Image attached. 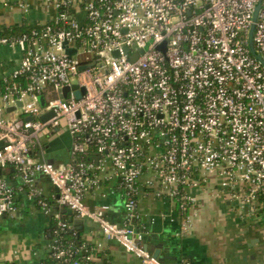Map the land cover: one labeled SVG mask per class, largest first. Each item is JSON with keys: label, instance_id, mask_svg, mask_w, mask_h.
Returning a JSON list of instances; mask_svg holds the SVG:
<instances>
[{"label": "built area", "instance_id": "built-area-1", "mask_svg": "<svg viewBox=\"0 0 264 264\" xmlns=\"http://www.w3.org/2000/svg\"><path fill=\"white\" fill-rule=\"evenodd\" d=\"M44 1L55 11L51 20L0 37L21 52L19 65L0 76L7 84L0 86V171L16 168L46 214L50 204L33 182L50 178L60 207L95 222L142 264H166L133 225L144 175L178 197L183 233L195 225L188 189L211 175L231 201L264 220V69L248 47L259 0ZM253 40L264 57V0ZM62 123L73 156L98 161L38 160L41 134ZM113 180L125 191L129 225L112 222L108 204H86L90 191ZM15 196L0 175V217L16 212ZM51 252L57 264H92L85 246L55 242Z\"/></svg>", "mask_w": 264, "mask_h": 264}, {"label": "crops", "instance_id": "crops-1", "mask_svg": "<svg viewBox=\"0 0 264 264\" xmlns=\"http://www.w3.org/2000/svg\"><path fill=\"white\" fill-rule=\"evenodd\" d=\"M54 15V9L44 0H0V31L24 25L40 26ZM20 60L18 49L0 45V76L11 73ZM3 115L13 116L7 110ZM73 143L62 123L56 130L41 134V145L33 154L48 163H68L73 161ZM98 160L97 157L95 161ZM1 176L15 189L17 210L0 217V263L41 264L51 252L54 237L63 232L61 224H66L81 244L90 248L92 264H142L118 243L105 239L92 220L78 217L70 209L54 207L52 202L57 203L58 193L44 175H36L33 185L49 202L52 209L49 214L35 199H30L31 188L25 185L16 168L4 170ZM148 179L154 181L152 186H146ZM155 180L152 174L140 179L137 200L141 218L133 223L149 252L154 255L161 250L159 259L166 264H264V220L231 201L221 189L218 177L211 175L188 189L194 199L190 212L195 215L190 233L181 231L183 214L178 197L171 196L170 190ZM85 201L92 209L110 205L109 219L122 226L129 225L125 191L119 181L104 182L100 189L90 191Z\"/></svg>", "mask_w": 264, "mask_h": 264}, {"label": "water", "instance_id": "water-1", "mask_svg": "<svg viewBox=\"0 0 264 264\" xmlns=\"http://www.w3.org/2000/svg\"><path fill=\"white\" fill-rule=\"evenodd\" d=\"M262 1L263 0H259V2L256 5L255 11H254L253 23H252V26H251L250 31H249L248 47L250 49V52H251L252 56L258 62H260V64L262 65V67L264 69V57L256 50V47H255V44H254V40H253L254 39L255 31H256V26H257V23H258V20H259L260 12H261V9H262ZM20 17L23 18L22 15H20ZM75 52H76L75 49L69 51L70 55L75 54ZM115 56H117V54H115ZM85 68H87V67H81V70H83ZM72 89H77V85H73ZM69 90H70V88H65L63 90L64 97L67 96V92ZM77 96H78V98H80L81 97V94L79 92H77ZM39 101H40V103H41L42 106L45 105V98H44V96H40ZM17 105L18 106H22V103L18 102ZM16 108L17 107L12 106V107H7L6 110H7V112L11 113V112L15 111ZM53 116H54L53 113L50 112V113H47V114L43 115L41 117V119H42V121L45 122V121L49 120L50 118H52ZM28 120H30V118ZM2 145H3V142H0V148L2 147ZM90 160H97V157H94L93 159L91 158ZM39 161L41 163H45L46 162L45 159L42 156H40ZM2 172L3 171H0V175H2ZM47 180L49 182H51L50 178H47ZM56 191H57V189H56ZM160 254H161V250H157V251H155L154 256L157 257V258H159L160 257ZM166 260L168 261L169 260V257H166Z\"/></svg>", "mask_w": 264, "mask_h": 264}, {"label": "trees", "instance_id": "trees-1", "mask_svg": "<svg viewBox=\"0 0 264 264\" xmlns=\"http://www.w3.org/2000/svg\"><path fill=\"white\" fill-rule=\"evenodd\" d=\"M31 28L28 26H22L19 28H8V29H3L0 31V37H4V36H19L22 35L24 33H26L27 31H29ZM7 84L0 82V86L2 88H5ZM39 147H36L35 149H38ZM34 149V150H35ZM89 161L90 157L89 156H82V155H75L73 157V161ZM72 162V161H70ZM54 207H59V205L57 203H55L54 201L52 202ZM183 219V215L181 217ZM55 242H61L62 244H64L65 247H69L71 244H73V249H76L77 247H82L85 245H82L81 242L74 236L73 233H71V231L69 229L63 231V232H59L57 234V236L54 237L53 239V243ZM86 247V251H87V255L91 254L90 248ZM79 258H81L83 256V253H78L77 254ZM76 258V257H75ZM41 264H57L56 259L53 257V253L50 252L48 257L41 263Z\"/></svg>", "mask_w": 264, "mask_h": 264}, {"label": "rangeland", "instance_id": "rangeland-1", "mask_svg": "<svg viewBox=\"0 0 264 264\" xmlns=\"http://www.w3.org/2000/svg\"><path fill=\"white\" fill-rule=\"evenodd\" d=\"M49 98V97H48Z\"/></svg>", "mask_w": 264, "mask_h": 264}]
</instances>
